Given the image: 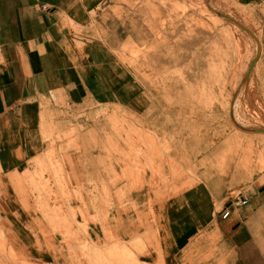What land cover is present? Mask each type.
<instances>
[{"label": "crops", "instance_id": "1", "mask_svg": "<svg viewBox=\"0 0 264 264\" xmlns=\"http://www.w3.org/2000/svg\"><path fill=\"white\" fill-rule=\"evenodd\" d=\"M235 1L251 9L259 26V48L264 47V0ZM114 6L110 0H0V231L5 246L28 262L63 264L61 242L55 238L49 252L44 239L31 232L37 229L34 212L26 209L28 196L15 184L32 159L42 158L54 183L53 206L66 217L79 206L69 188H78L86 237L101 242L103 250L115 244L128 249L127 243L145 236L144 251L135 255L143 264H264V168L236 180L244 181L236 186L229 179L231 171L225 176L211 169L195 170L168 191L151 189L148 174L132 186L121 173L124 161H105V139L93 137L94 126L85 124L79 132L76 125H64L67 113L91 105L128 113L142 129L154 116L159 126V117L190 111L184 107L186 95L153 89L157 79L145 81L140 67L127 68L118 60L115 51L122 42H138L136 32L132 36L125 27V14L111 11ZM263 66L260 61L258 68ZM245 81L244 91L257 86L253 95L262 99L264 77ZM166 122L160 129L168 133ZM95 128L99 132L101 126ZM68 129L74 130L70 137ZM259 130L264 132L241 131L259 136ZM112 145L121 150L115 141ZM203 149L204 142L197 147ZM238 195L245 204L231 205ZM223 210L228 211L224 219ZM69 230L76 240L85 238L76 226Z\"/></svg>", "mask_w": 264, "mask_h": 264}, {"label": "rangeland", "instance_id": "2", "mask_svg": "<svg viewBox=\"0 0 264 264\" xmlns=\"http://www.w3.org/2000/svg\"><path fill=\"white\" fill-rule=\"evenodd\" d=\"M110 1L115 3L111 8L114 14H125V27L129 26L132 36V31L136 32L138 42H122L115 51L118 60L127 68L140 67L145 81L157 79L155 83L159 85L153 89L186 95L189 102L184 107L190 111L168 114L171 118L159 117V126L153 121L154 116L142 129L128 113L125 115L113 106L91 105L78 108L72 115L67 113L64 125H76L79 132L87 128L85 124L94 126L93 137L101 135L105 139V161H115V165L124 161L121 173L127 174L132 186L143 183L148 174L151 181L146 184L151 189L168 191L175 182L193 176L195 170L209 169L225 176L231 171L228 176L236 186L244 183L236 180L261 171L264 132L259 130V136H246L241 131L264 129V85H259L262 99L253 95L257 86L250 85L244 91L247 77H264V70L258 68L260 61L264 62V54L260 53L264 47L259 48V26L253 21L251 9L235 0ZM67 24L74 32L79 31L70 22ZM164 82L173 85L164 86ZM240 89L243 91L239 92ZM165 122L171 125L168 133L160 129ZM96 126H101L99 132ZM72 129H68L67 137L73 134ZM252 137L254 140H250ZM112 141L121 150L115 149ZM203 142L205 150L198 151ZM188 157L190 165L186 164ZM198 158L202 159L199 164L192 161ZM49 174L42 158H35L28 171L15 178L18 190L28 196L24 202L26 209L34 212L31 218L37 229L31 232L44 239L47 251H53L57 238L62 246L63 264H143L136 261L135 255L144 251L145 236L127 243L129 250H120L117 244L103 250L101 242L94 244L87 239V217L78 188L69 190L79 206L70 209L67 218L61 216L53 206L57 197ZM72 225L85 238L76 240L69 230ZM0 264L39 263L28 262L13 247H6L0 231Z\"/></svg>", "mask_w": 264, "mask_h": 264}, {"label": "built area", "instance_id": "3", "mask_svg": "<svg viewBox=\"0 0 264 264\" xmlns=\"http://www.w3.org/2000/svg\"><path fill=\"white\" fill-rule=\"evenodd\" d=\"M246 199L243 196H234L231 200H230V204L233 206H239L242 204H245ZM228 215V211L227 210H223L222 214H221V218L224 219L225 217H227Z\"/></svg>", "mask_w": 264, "mask_h": 264}]
</instances>
